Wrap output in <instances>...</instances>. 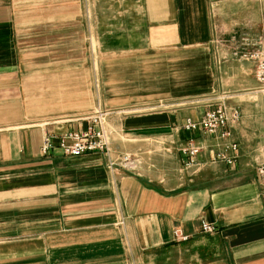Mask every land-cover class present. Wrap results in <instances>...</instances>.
Segmentation results:
<instances>
[{"label":"crops","instance_id":"1","mask_svg":"<svg viewBox=\"0 0 264 264\" xmlns=\"http://www.w3.org/2000/svg\"><path fill=\"white\" fill-rule=\"evenodd\" d=\"M232 35L264 42V0H0V264H264V95ZM219 100L229 137L183 129ZM97 107L109 154H42Z\"/></svg>","mask_w":264,"mask_h":264},{"label":"built area","instance_id":"2","mask_svg":"<svg viewBox=\"0 0 264 264\" xmlns=\"http://www.w3.org/2000/svg\"><path fill=\"white\" fill-rule=\"evenodd\" d=\"M245 58L252 59L255 62V76L259 84L264 85V53L262 51H254L244 53ZM259 92L264 95V86H260ZM112 112L108 110H96L81 120L87 122V127L83 130L65 132L54 144L49 135L44 137L41 152L43 155L48 154L53 148H58L64 155L80 156L92 152H103L109 154L111 148V140L106 129L107 119ZM240 111L236 107H230L225 102L219 103L207 109L198 120L187 119L183 125L186 131H200L204 134L215 135L220 132L221 137H229V128L238 122ZM227 150L237 151L235 143L229 144ZM198 147L192 140H189L181 148V152L188 158V164L194 162L195 156L200 152ZM216 159L226 160L228 163L234 161V157H228L226 154H218ZM112 168H122L131 173L138 174L140 170L139 160L132 157L131 154H123L116 160L110 162ZM258 175L264 179V163L258 166ZM203 232H214L215 227L207 222H202ZM175 237L179 240H186L187 236L179 234L175 231Z\"/></svg>","mask_w":264,"mask_h":264},{"label":"rangeland","instance_id":"3","mask_svg":"<svg viewBox=\"0 0 264 264\" xmlns=\"http://www.w3.org/2000/svg\"><path fill=\"white\" fill-rule=\"evenodd\" d=\"M233 36V38L232 39H229L228 41H222L221 39H218L219 40V42L220 43H214V45H219V46H222V45H225V46H228V47H230L233 51H235V52H237L238 53V55L240 56H242L244 53H252V52H254V51H262L263 53H264V42H253V40H251L250 41V38H248L247 36H243L240 40H238L239 38L236 36V35H232ZM260 37V38H259ZM259 37H257V38H259L260 40H262L263 39V41H264V37L261 35V36H259ZM217 40V41H218ZM95 47H96V44H95ZM244 48V49H243ZM96 49V48H95ZM197 67V69H198V66H196ZM197 69H196V71H197ZM200 70V69H199ZM178 76V75H177ZM199 78V74L197 73L196 74V79H198ZM255 78H256V76H255ZM188 79V78H187ZM256 80H257V78H256ZM258 81V80H257ZM258 84H259V82H258ZM259 86H264V85H261V84H259ZM195 87H197V86H192V84H191V93L192 92H194V90H196L195 89ZM246 93H248V92H246ZM225 99V102H226V98L227 97H224ZM220 101V100H219ZM218 101V102H219ZM227 104V103H226ZM98 109H100V110H103V111H105V110H108V111H111L112 113L114 112V111H118V109H116V108H112V109H110V108H103V107H97L95 110H93L91 113H94L96 110H98ZM120 111V110H119ZM90 113V114H91ZM111 113V114H112ZM89 115V114H88ZM181 148H182V146L180 147V151H181ZM126 154H131L132 155V157L133 158H135V159H137V160H139V163H140V169L142 168V167H144V162H143V159H142V157H141V155H139V154H136V153H126ZM120 156H122V155H120ZM138 173H140V170H139V172ZM258 173V172H257Z\"/></svg>","mask_w":264,"mask_h":264}]
</instances>
